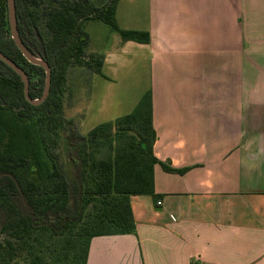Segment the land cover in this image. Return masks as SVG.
Segmentation results:
<instances>
[{"label": "crops", "instance_id": "1", "mask_svg": "<svg viewBox=\"0 0 264 264\" xmlns=\"http://www.w3.org/2000/svg\"><path fill=\"white\" fill-rule=\"evenodd\" d=\"M121 16L150 34L120 51L150 79L154 156L188 170L156 164L135 234L93 237L86 264H264V0H118ZM89 52L91 80L109 63Z\"/></svg>", "mask_w": 264, "mask_h": 264}, {"label": "trees", "instance_id": "2", "mask_svg": "<svg viewBox=\"0 0 264 264\" xmlns=\"http://www.w3.org/2000/svg\"><path fill=\"white\" fill-rule=\"evenodd\" d=\"M23 45L51 68L47 98L30 104L21 77L0 60V264H86L96 236L135 234L130 196L154 195L156 164L182 174L154 156L150 91L134 109L81 135L64 114L67 74L72 66L101 74L103 56L86 53L90 37L82 29L98 20L122 42L147 44L144 30L121 29L118 0H54L43 11L49 37L38 24L42 0H14ZM0 52L28 75L31 98L41 96L45 72L29 63L11 38L7 0H0ZM33 76L36 79H33ZM40 113V115H38ZM58 128L64 157L51 153L40 130ZM61 140V141H62ZM41 156H44L42 158ZM43 172H45L43 174Z\"/></svg>", "mask_w": 264, "mask_h": 264}, {"label": "rangeland", "instance_id": "3", "mask_svg": "<svg viewBox=\"0 0 264 264\" xmlns=\"http://www.w3.org/2000/svg\"><path fill=\"white\" fill-rule=\"evenodd\" d=\"M92 1L99 5L107 0ZM124 2L130 5V0ZM51 5H54V0H42V5L36 8L38 24L45 39L49 37V33L44 24L43 11ZM117 24L121 29H134L137 26L133 20L122 16ZM82 29L88 33L91 41L86 53H91L89 49L106 53L109 63L103 69L102 76L94 75L91 80L87 68L72 66L67 74L64 114L73 121L81 135H86L95 126L104 122H114L117 118L130 113L144 92L149 89L150 79L143 61V67L141 68L139 64L136 68V59L141 60V53H137L134 48L120 51L122 40L108 25L98 20H87L82 23ZM33 79L36 77L33 76ZM40 133L48 150L55 153V161H58L56 155L59 153L60 157H64L63 140L58 128L51 132L45 128L40 130ZM27 262L25 258L18 260V264Z\"/></svg>", "mask_w": 264, "mask_h": 264}, {"label": "water", "instance_id": "4", "mask_svg": "<svg viewBox=\"0 0 264 264\" xmlns=\"http://www.w3.org/2000/svg\"><path fill=\"white\" fill-rule=\"evenodd\" d=\"M8 5V21H9V28H10V34L11 38L14 41L17 48L22 53L23 57L31 64L40 66L44 72H45V82L43 91L40 97L38 98H31L29 96L28 91V85H29V78L26 72L16 63H14L11 59L6 57L4 54L0 52V60L3 61L5 64H7L10 68H12L15 73H17L24 84V95L26 100L32 104V105H39L42 102L45 101L49 94L50 90V84H51V68L47 64L46 61H44L41 57L33 55L28 49L23 45L19 32L17 29V20H16V13H15V1L14 0H7Z\"/></svg>", "mask_w": 264, "mask_h": 264}]
</instances>
